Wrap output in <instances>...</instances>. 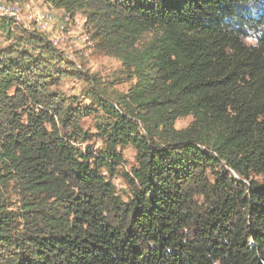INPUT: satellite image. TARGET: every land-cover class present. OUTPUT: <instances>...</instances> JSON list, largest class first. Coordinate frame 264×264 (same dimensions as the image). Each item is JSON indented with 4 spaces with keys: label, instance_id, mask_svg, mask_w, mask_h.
<instances>
[{
    "label": "trees",
    "instance_id": "obj_1",
    "mask_svg": "<svg viewBox=\"0 0 264 264\" xmlns=\"http://www.w3.org/2000/svg\"><path fill=\"white\" fill-rule=\"evenodd\" d=\"M43 1L134 82H91L102 146L81 149L56 49L0 17V264H264V0Z\"/></svg>",
    "mask_w": 264,
    "mask_h": 264
},
{
    "label": "rangeland",
    "instance_id": "obj_2",
    "mask_svg": "<svg viewBox=\"0 0 264 264\" xmlns=\"http://www.w3.org/2000/svg\"><path fill=\"white\" fill-rule=\"evenodd\" d=\"M10 4H16L20 10L21 20L8 15L22 29L27 31L35 30L41 32L51 41H56L53 47L57 54L53 57L54 63L58 68L68 73L59 81L61 91L66 97H69L70 103L75 107H80L84 113L79 124L83 131L90 134V139L84 143L77 144L81 149L89 144L94 150L101 148L102 144L95 136L96 122L102 119L101 111L98 110L95 102L88 96L89 87L93 82L95 88L104 91V96L109 99L116 94L125 93L134 79L128 74L123 73L121 61L101 50L90 37L92 34L91 25L86 22L82 11H77L73 16L67 14L61 8H54L43 0H0ZM49 11L54 17L47 26V30L38 29L32 23L33 19L29 15L40 14ZM154 29H147L140 35L138 44L144 43L153 36ZM52 60V62H53ZM192 116H185L175 121V128L186 127L191 121ZM122 160L117 170L129 172L132 167L137 165L135 148L128 144L121 148ZM115 186L116 193L123 199L130 193V188L126 182L116 174L109 176Z\"/></svg>",
    "mask_w": 264,
    "mask_h": 264
},
{
    "label": "bare ground",
    "instance_id": "obj_3",
    "mask_svg": "<svg viewBox=\"0 0 264 264\" xmlns=\"http://www.w3.org/2000/svg\"><path fill=\"white\" fill-rule=\"evenodd\" d=\"M0 3L3 4V6L5 7V9H9L11 11H14V13H17L20 8L19 6H17L16 4H8L4 1H0ZM29 18H32L33 19V22L38 29H41V30H47V26L48 24L53 21L54 17L52 16V14L49 12V11H44L42 13H38V14H33V15H29L28 16ZM53 19V20H52ZM52 23V22H51ZM52 43L55 45L56 41L52 40Z\"/></svg>",
    "mask_w": 264,
    "mask_h": 264
},
{
    "label": "built area",
    "instance_id": "obj_4",
    "mask_svg": "<svg viewBox=\"0 0 264 264\" xmlns=\"http://www.w3.org/2000/svg\"><path fill=\"white\" fill-rule=\"evenodd\" d=\"M0 15H8L13 16L18 19V21L21 20V14L20 13H14V11H11L9 9H5L2 3H0Z\"/></svg>",
    "mask_w": 264,
    "mask_h": 264
}]
</instances>
